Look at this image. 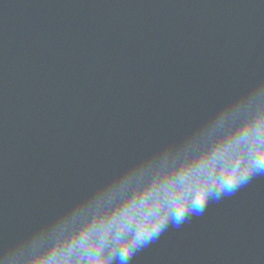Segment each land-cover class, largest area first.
Returning <instances> with one entry per match:
<instances>
[{"label":"water","instance_id":"95a60500","mask_svg":"<svg viewBox=\"0 0 264 264\" xmlns=\"http://www.w3.org/2000/svg\"><path fill=\"white\" fill-rule=\"evenodd\" d=\"M224 114L264 119V0H0V264L121 185L98 219H164L161 162ZM125 264H264V173Z\"/></svg>","mask_w":264,"mask_h":264},{"label":"clouds","instance_id":"9594fccd","mask_svg":"<svg viewBox=\"0 0 264 264\" xmlns=\"http://www.w3.org/2000/svg\"><path fill=\"white\" fill-rule=\"evenodd\" d=\"M160 167L180 173L175 186L178 190L162 194L164 219L160 218V207H142L136 220L121 218L105 223L98 219L106 206L122 194L125 185H121L106 199L94 201L60 224L46 242L34 249V264H125L134 250L146 246L163 231L169 219L179 226L189 214L201 213L209 198L232 194L252 176L264 173V119L234 123L224 114L182 150L166 156ZM144 175L129 177L127 182L139 183ZM89 218L94 223L86 231Z\"/></svg>","mask_w":264,"mask_h":264}]
</instances>
